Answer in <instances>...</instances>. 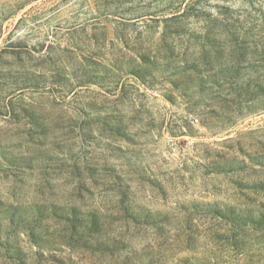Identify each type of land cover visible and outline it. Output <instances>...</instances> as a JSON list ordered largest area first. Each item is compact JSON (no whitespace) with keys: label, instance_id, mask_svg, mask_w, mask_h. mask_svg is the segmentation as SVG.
Segmentation results:
<instances>
[{"label":"rangeland","instance_id":"obj_1","mask_svg":"<svg viewBox=\"0 0 264 264\" xmlns=\"http://www.w3.org/2000/svg\"><path fill=\"white\" fill-rule=\"evenodd\" d=\"M0 264H264V0H0Z\"/></svg>","mask_w":264,"mask_h":264}]
</instances>
